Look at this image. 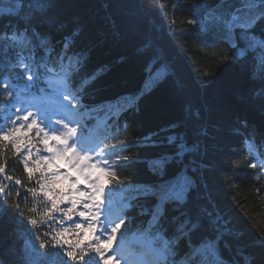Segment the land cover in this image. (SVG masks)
<instances>
[{"label":"trees","instance_id":"16d2710c","mask_svg":"<svg viewBox=\"0 0 264 264\" xmlns=\"http://www.w3.org/2000/svg\"><path fill=\"white\" fill-rule=\"evenodd\" d=\"M28 4L29 0H23L17 9V0H0V70L23 73L8 66L16 62L18 53L28 55L20 52L22 38L10 41L3 34H11L16 25L26 26L33 12ZM165 4L163 15L153 6ZM240 7L241 0H53L48 16L55 23L32 22L57 50L66 35L79 32L76 50H83L88 58L72 78L70 88L82 95V105L73 116L85 127L87 120L93 124L89 135L103 140V146L115 144L120 156L131 158L118 169L130 189L113 190L108 201L127 222V230L121 229L124 236L133 231L146 235L151 221L147 213L160 205L166 211V226L185 215L203 221L194 241L215 236L211 221L219 218L218 225L228 230L220 243L226 264H244L238 247L254 254L255 264H264V250L256 243L264 236V167L255 162L257 156H264V97L254 96L264 88V80L253 75L251 56L228 62L234 49L222 42L223 26L214 19ZM209 9L214 10L211 18L206 16ZM193 18L202 23H188ZM42 55L35 50L37 62ZM164 65L167 74H163ZM85 109L104 121L105 127L95 126L96 118L85 119ZM173 135H181L189 146L197 144L201 164L197 186L182 205L163 199L165 183L175 181L180 168L169 166L161 178L149 167L159 154H171L174 146H168L166 138ZM149 136L164 146L154 147L151 142L145 146L143 138ZM249 136L253 139L246 144ZM7 167L5 175L23 178L22 165L14 158ZM144 186L152 193L137 199L131 189ZM29 227L7 216L0 221V259L5 264H19L26 242L43 252L40 241L26 230ZM186 252L181 244L170 258L184 264ZM34 259L41 264L42 257ZM194 264L213 261L202 255Z\"/></svg>","mask_w":264,"mask_h":264},{"label":"snow or ice","instance_id":"6c2138e0","mask_svg":"<svg viewBox=\"0 0 264 264\" xmlns=\"http://www.w3.org/2000/svg\"><path fill=\"white\" fill-rule=\"evenodd\" d=\"M22 6L23 0H17V9ZM28 6L33 12L26 18V26L21 29L16 25L11 34H3V38L10 41L22 38L24 46L20 52L27 51L28 55L18 53L16 62L8 65L23 71L24 76L16 74V78L26 80L24 87L12 77H3L0 82V103L4 104V111L0 112V221L5 216L15 218L18 223L30 226L26 230L34 240L40 241L39 249L43 252L36 249L34 243H25L19 264H36V255L42 257L41 264H121V260L124 264H133L118 242V233L120 240L124 239L121 229L127 230V222L124 218L114 222L112 204L106 203L111 200L113 190L130 189V183L121 178L118 169L126 166L131 158L120 156L115 144L101 147L103 141L94 143L87 128L70 119L59 107L28 102L29 96H35L32 86L38 87L45 76L63 77V81L55 85L63 95L88 58L86 52L76 50L78 30L66 35L57 50L33 24V20L55 23L48 16L53 0H29ZM153 6L158 7L162 15L166 14L167 4ZM213 11L209 9L206 16L211 18ZM214 19L223 26L222 42L234 49L228 62L245 61L251 56L255 61L253 75L264 80V0H241L240 8L227 15L216 14ZM188 23L202 21L193 18ZM57 27L62 28V25ZM36 49L43 53L39 62L35 59ZM34 64L37 71H33ZM167 72L168 67L164 65L163 74ZM94 78L93 75L89 79ZM48 86L54 87L51 80ZM40 93L43 95L45 89L41 88ZM254 96L264 97V88L257 90ZM63 99L73 111L82 105L80 91L69 92ZM253 136L247 138L246 144ZM166 139L168 146H174L173 151L159 154L149 162V167L161 178L169 166L180 168L178 178L165 183L167 193L163 199L182 205L197 186L196 177L201 167L196 158L198 146L196 143L189 146L181 135ZM148 142L154 147L164 146L157 145L151 136L143 138L145 146ZM186 155L189 156L187 161ZM112 157L114 159H110ZM10 158L22 165L23 178L5 175ZM251 167L256 169L257 164ZM131 190L135 191L137 199L152 193L147 186ZM29 200L31 207H28ZM131 207L129 201L127 208ZM147 214L151 221L144 230L146 252L137 258L136 264H168L181 244L187 249L184 264H194L202 255L211 257L213 264H226L220 243L228 230L218 225L219 218L211 221L215 236L194 241L193 236L204 226L199 217L185 215L178 223L169 221L166 226V211H162L160 205ZM256 243L264 250V236ZM237 253L243 256L244 264H255V255L245 254L243 247H238ZM0 264L5 261L0 259Z\"/></svg>","mask_w":264,"mask_h":264},{"label":"bare ground","instance_id":"6f19581e","mask_svg":"<svg viewBox=\"0 0 264 264\" xmlns=\"http://www.w3.org/2000/svg\"><path fill=\"white\" fill-rule=\"evenodd\" d=\"M112 219L114 220V217L112 216ZM136 248V246H132V247H130L129 249L132 251V250H134Z\"/></svg>","mask_w":264,"mask_h":264}]
</instances>
